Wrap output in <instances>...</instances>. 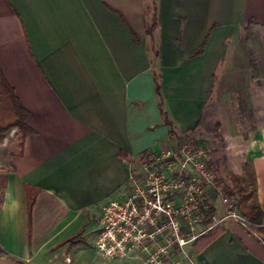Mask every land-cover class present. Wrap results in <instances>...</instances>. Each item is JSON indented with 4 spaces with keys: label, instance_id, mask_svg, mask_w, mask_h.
I'll use <instances>...</instances> for the list:
<instances>
[{
    "label": "crops",
    "instance_id": "obj_1",
    "mask_svg": "<svg viewBox=\"0 0 264 264\" xmlns=\"http://www.w3.org/2000/svg\"><path fill=\"white\" fill-rule=\"evenodd\" d=\"M0 65L34 130L7 171L0 264H91L103 205L163 147H203L264 210V0H0ZM210 193L225 229L189 246L196 260L264 264V224Z\"/></svg>",
    "mask_w": 264,
    "mask_h": 264
},
{
    "label": "built area",
    "instance_id": "obj_2",
    "mask_svg": "<svg viewBox=\"0 0 264 264\" xmlns=\"http://www.w3.org/2000/svg\"><path fill=\"white\" fill-rule=\"evenodd\" d=\"M142 179L122 199L102 207L95 239L105 260L134 264H211L196 260L189 250L199 237L223 219L207 222L213 189L226 216L246 224L225 183L209 163L203 147L183 143L151 151L142 162Z\"/></svg>",
    "mask_w": 264,
    "mask_h": 264
},
{
    "label": "trees",
    "instance_id": "obj_3",
    "mask_svg": "<svg viewBox=\"0 0 264 264\" xmlns=\"http://www.w3.org/2000/svg\"><path fill=\"white\" fill-rule=\"evenodd\" d=\"M159 26V14L157 6L153 7V15L150 21L146 24V33L152 39L154 37V32ZM152 51L154 56H158L159 52L157 48L153 45ZM199 51V50H197ZM155 83L157 86V91L160 93V83L159 75L155 74ZM29 110L22 103L21 99L17 95L15 88L7 80L1 65H0V142L4 140L3 133L7 130L17 127L19 132H21V147L24 145L26 137L31 134L34 130L29 126L27 120L29 117ZM162 113L166 121H169L167 112L162 107ZM226 162V161H225ZM225 176L228 178L229 182L223 180L220 176V180L225 183L224 190L226 193L235 200V207L238 213L245 219V222L251 226H256L257 231L262 232V225L264 224V210L256 199V186L253 184L251 187H245L240 176L227 171V166L225 165ZM7 181V173L4 177L0 178V203L3 199L4 188ZM37 196V191H28V210L31 214L33 205L35 203ZM1 206V205H0ZM216 209L214 206L207 212V222L211 223L212 218L215 215ZM225 229L223 223H219L209 230L206 234L199 237L194 244L196 250H200L204 245H206L211 239L216 237ZM82 240V232L77 235L68 238L66 241H71L77 243V240ZM0 250L3 255H7V252L3 249L0 243Z\"/></svg>",
    "mask_w": 264,
    "mask_h": 264
},
{
    "label": "rangeland",
    "instance_id": "obj_4",
    "mask_svg": "<svg viewBox=\"0 0 264 264\" xmlns=\"http://www.w3.org/2000/svg\"><path fill=\"white\" fill-rule=\"evenodd\" d=\"M3 136H4V140L0 142V178L1 176L4 177L7 171L10 169L12 157L15 154H17L21 149V139H22L21 132H19V129L17 127L7 130L6 132L3 133ZM212 167L215 171L218 170L216 167L214 166ZM220 171L221 173L219 172V170L218 172L217 171L216 172L223 180L229 182L228 178L225 176L226 175L225 166L222 165ZM217 203L220 208L223 207V205L221 204L222 203L221 198L218 200ZM94 227L98 228L99 224H96V226ZM89 241L91 240L89 239ZM86 244L87 247L83 245L84 246L83 248L86 249L87 257L89 261H91V264H134L128 259L113 260V261L102 259L98 255L96 248H94L93 243H91L92 245L89 242H87Z\"/></svg>",
    "mask_w": 264,
    "mask_h": 264
}]
</instances>
